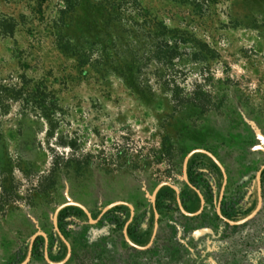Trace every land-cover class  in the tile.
Wrapping results in <instances>:
<instances>
[{
	"label": "rangeland",
	"instance_id": "1",
	"mask_svg": "<svg viewBox=\"0 0 264 264\" xmlns=\"http://www.w3.org/2000/svg\"><path fill=\"white\" fill-rule=\"evenodd\" d=\"M264 0H0V264H264ZM123 201L102 213L108 204ZM130 219V221H129ZM38 235L27 264H47Z\"/></svg>",
	"mask_w": 264,
	"mask_h": 264
},
{
	"label": "water",
	"instance_id": "2",
	"mask_svg": "<svg viewBox=\"0 0 264 264\" xmlns=\"http://www.w3.org/2000/svg\"><path fill=\"white\" fill-rule=\"evenodd\" d=\"M195 153H203V154L207 155V156L212 160V162L218 167V169L220 170V172H221V174H222L223 182H222L221 190H220L219 197H218V205H217V208H216V213H217L218 217H219L221 220H223L225 223H227V224H229V225H231V226L240 225V224H242V223H244V222H247V221H249L250 219H252V218L258 213V211H259V209H260V206H261V203H262V198H261V185H260V176H261V172H262V170L264 169V164H262V165L260 166V168L258 169V171H257V173H256V191H257V204H256V207H255L254 210H253L250 214H248L246 217H244V218H242V219H240V220H238V221H232V220H229V219L225 218V217L222 216V214L220 213V208H219V206H220V200L222 199V190H223V186H224V184H225V182H226V174H225V171H224V167L221 165V163H220V162H219V161H218V160H217V159H216L211 153H209V152H207V151H205V150H201V149H193V150H191L190 152H188V153L186 154V156L184 157V159H183V163H182V173H183V178H184V180L187 181L186 167H187L188 160H189V158H190L192 155H194ZM163 186H170V187L176 192V194H178V190H177L174 186H172V185H170V184H168V183H165V182L159 183V184H158L157 186H155V188L153 189L152 194H151V204H152L153 212H154V224H153V231H152V234H151L150 241H152V239L154 238L155 233H156V230H157V227H158V222H157V220H158V214H157L156 209H155V206H154V201H155V198H156V195H157L158 191H159ZM192 188L197 192V194H198V196H199V198H200V202H201V204H203V203H204V200H203L202 195L200 194V192H199L197 189H195L194 187H192ZM177 203H178V206H179V208H180V211H181L184 215H186V216H190V217H191V216H195V215H197V214L200 212V210H201V208H200V210H198V211H196V212H194V213H189V212H187V211H185V210L183 209V207L181 206L180 200H179L178 198H177ZM119 205H124V206H127V207L129 208V210H130V219H131V217H132V215H133V207H132L130 204H128V203H126V202H123V201H114V202L108 204L107 206H105V207L103 208L102 213H105V212L108 211L109 209H111V208H113V207H116V206H119ZM68 206H75V207L80 208V209L84 212V214L86 215V217L89 219V221H90V222H94V221L91 219V217H90V213L86 210V208H85L84 206H82V205L79 204V203H76V202H65V203H62V204H60L59 206H57V207L55 208V210H54V212H53V216H52V224H53V227H54L55 231L57 232L58 236H59L60 239L64 242V244H65V246H66V248H67V254H66L65 259H64L63 261H61V262H58V263H54V262L50 261L49 258H48L47 249H46V237H45V235H44L43 233H41V232H37V233H34V234L31 236L28 256H27V258H26L22 263H20V264H27V262H28V260H29V258H30V250H31V248H32V244H33L34 240L36 239V237H37L38 235H41V236L44 238V240H45L44 259H45V261L47 262V264H63V263H64V261L68 258L69 254H70V246H69V244L66 242V240L64 239V237L62 236V234L60 233V231H59V229H58V226H57V223H58V215H59L60 211H61L62 209H64L65 207H68ZM130 219H129V221H130ZM127 224H128V223L125 224V226H124V230H123V236H124V240H125V242H126L129 246H131V247H133V248H136V249H144V248H146V247L150 244V242H149V244H148L147 246H145V247H140V246L134 244L132 241L129 240V238H128V236H127V231H126Z\"/></svg>",
	"mask_w": 264,
	"mask_h": 264
},
{
	"label": "flooded vegetation",
	"instance_id": "3",
	"mask_svg": "<svg viewBox=\"0 0 264 264\" xmlns=\"http://www.w3.org/2000/svg\"><path fill=\"white\" fill-rule=\"evenodd\" d=\"M198 154H203V153H198ZM204 156H206V157H208L207 155H205V154H203ZM209 158V157H208ZM190 159V158H189ZM188 162H189V160H188ZM187 166H188V163H187ZM217 167V166H216ZM218 168V167H217ZM220 171V170H219ZM186 176H187V167H186ZM185 184H186V186H188L189 188H191L194 192H196L192 187H194L193 185H192V183L191 182H189V179L187 178V181H185ZM164 187V186H163ZM170 190H172L173 192H174V194H175V196H176V204H177V208L179 209V211H180V208H179V206H178V203H177V195L178 194H176V192L170 187V186H167ZM196 194H197V192H196ZM197 197H198V199H199V205H198V208H197V210L196 211H198V210H200V208H201V210H202V206H203V204H201V202H200V198H199V196H198V194H197ZM181 203V202H180ZM217 205H218V203H217ZM181 206L183 207V209L185 210V211H187L185 208H184V206L182 205V203H181ZM128 208V207H127ZM219 208H220V206H219ZM129 209V208H128ZM201 210H200V212H201ZM181 212V211H180ZM200 212L198 213V214H200ZM221 213V212H220ZM181 214L182 215H184L182 212H181ZM197 214V215H198ZM197 215H195V216H197ZM186 216V215H185ZM218 216V215H217ZM221 220V219H220ZM223 221V220H222ZM224 222V221H223ZM153 231V230H152ZM152 234V233H151ZM151 238V237H150ZM34 242H35V240H34ZM33 242V243H34ZM149 242L151 243L152 241H150L149 240ZM149 242H148V244H149ZM147 244V245H148ZM33 245V244H32ZM148 246H150V244L148 245ZM148 246L146 247V248H148ZM146 248H144V249H146Z\"/></svg>",
	"mask_w": 264,
	"mask_h": 264
},
{
	"label": "trees",
	"instance_id": "4",
	"mask_svg": "<svg viewBox=\"0 0 264 264\" xmlns=\"http://www.w3.org/2000/svg\"><path fill=\"white\" fill-rule=\"evenodd\" d=\"M207 159L209 160V162H210L212 165L216 166V165L212 162V160H211L210 158L207 157ZM81 211H82V210H81ZM83 216H84L85 218H87L86 215L84 214V212H83Z\"/></svg>",
	"mask_w": 264,
	"mask_h": 264
}]
</instances>
